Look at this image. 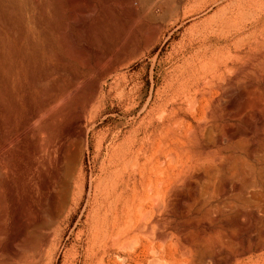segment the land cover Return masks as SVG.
Listing matches in <instances>:
<instances>
[{"label": "rangeland", "instance_id": "1", "mask_svg": "<svg viewBox=\"0 0 264 264\" xmlns=\"http://www.w3.org/2000/svg\"><path fill=\"white\" fill-rule=\"evenodd\" d=\"M211 1L151 0L157 8L148 25L159 31L113 62L105 91L114 99L88 122L79 195L51 220L40 264H96L92 234L104 169L116 139L137 126L148 100L159 107L151 130L160 144L161 206L136 225L156 224L149 238L155 249L126 230L125 245L109 252L110 264H264V0ZM232 1L237 4L227 7ZM25 13L32 28L34 7L25 3ZM64 21L71 25L68 15ZM47 27L61 55L60 28ZM112 40L119 45L117 36ZM114 76L138 104L132 115L110 92ZM106 131L112 135L97 156L94 145ZM25 237L10 203L0 199V256L11 258L9 246Z\"/></svg>", "mask_w": 264, "mask_h": 264}, {"label": "bare ground", "instance_id": "2", "mask_svg": "<svg viewBox=\"0 0 264 264\" xmlns=\"http://www.w3.org/2000/svg\"><path fill=\"white\" fill-rule=\"evenodd\" d=\"M25 3L34 7L32 28ZM156 8L151 0H0V199L10 203L15 225L26 235L18 246H9L11 258L0 256V264H40L51 220L70 209L79 195L78 161L89 145L88 122L95 118L93 111H104L114 99L105 91L115 73L113 62L138 47L140 38H156L159 27L148 25ZM65 15L71 25H65ZM47 22L60 28L61 55ZM53 58L67 59L48 65ZM122 84L114 76L110 92L132 115L138 104L131 103L133 94ZM158 109L148 100L137 126L123 132L111 149L92 234L99 245L96 264H110L109 252L125 245L121 238L126 230L155 249L149 238L156 235V224H136L161 206L160 144L151 130ZM111 135H98L97 156Z\"/></svg>", "mask_w": 264, "mask_h": 264}]
</instances>
